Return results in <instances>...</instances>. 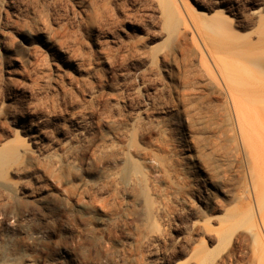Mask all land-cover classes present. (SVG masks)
Instances as JSON below:
<instances>
[{"label": "rangeland", "instance_id": "374dc122", "mask_svg": "<svg viewBox=\"0 0 264 264\" xmlns=\"http://www.w3.org/2000/svg\"><path fill=\"white\" fill-rule=\"evenodd\" d=\"M263 77L264 0H0V264H264Z\"/></svg>", "mask_w": 264, "mask_h": 264}, {"label": "bare ground", "instance_id": "6f19581e", "mask_svg": "<svg viewBox=\"0 0 264 264\" xmlns=\"http://www.w3.org/2000/svg\"><path fill=\"white\" fill-rule=\"evenodd\" d=\"M167 6H168V5L165 6L166 10L170 11V10H169V7H167ZM168 14H170V13H168ZM170 15H171V14H170ZM170 15H168V16H170ZM170 17H171V16H170ZM217 20H218V19H217ZM217 20H216V21H217ZM213 21H214V22H213ZM213 21H212V19H211V20L208 19V20H206V22L204 21V22H205L204 25L206 26V27L204 26V28H206V29L208 28V31L211 30V31H213L215 34H218V35H219L221 32H222V34H224V32H225V34H227L226 31H224V32L221 31V29L223 30V28L221 27V26H222L221 24H220V26H219V25H216V24H219L220 21H218V23L215 22V20H213ZM220 27H221V29H219ZM211 31H209V32H211ZM225 34H224V35H221V34H220V35H221V37L224 36V38H225V37L227 38V37H228V34H227V35H225ZM220 35H219V36H220ZM229 35H230V34H229ZM233 36H234V35H233ZM215 37H216V36H214V38H215ZM229 37H230V38H229ZM229 37H228V39H231V38H232V36H229ZM226 38H225V39H226ZM233 38H234V37H233ZM233 38H232V39H233ZM216 39H217V38H216ZM218 40H219V39H218ZM220 40H221V39H220ZM203 42H204V41H203ZM224 45H225V43H224ZM231 45H232V44H231ZM237 45H238V44H237ZM229 46H230V45H229ZM221 47H222V46H221ZM221 47H218V48H221ZM222 48H223V47H222ZM238 49H239V48H238ZM240 49L242 50L243 48H240ZM244 49H245V48H244ZM244 49L240 52V56H241L242 52L245 53V51H246L247 48L245 49V51H244ZM215 50L217 51L216 48H215ZM222 51H223V49H222ZM232 51H233V50H231V52H232ZM236 51H237V49H236ZM238 51H240V50H238ZM238 51H237V52H238ZM217 52H218V51H217ZM225 52H226V50H225ZM244 53H243V54H244ZM210 54H211V56L213 57V55H212L213 52H212V51L210 52ZM230 54H231V53H230ZM233 54H235V50H234V53H233ZM238 54H239V53H238ZM245 54H246V53H245ZM235 55H236V54H235ZM235 55H234V56H235ZM234 56H233V57H234ZM236 56H239V55H236ZM229 57H230V56H229ZM237 58H239V57H237ZM241 58H242V57H241ZM213 59H214V57H213ZM220 59H221V58H220ZM232 59H233V58H232ZM257 60H258V59H257ZM222 62H223V61H222ZM258 62H259V61H258ZM255 63H256V62L254 61V64H255ZM260 63H261V62H260ZM259 68H261V67L259 66ZM261 70H262V69H261ZM240 71H241V70H240ZM238 74H239V73H238ZM251 77H252V76H251ZM254 78H255V77H254ZM263 78H264V77H263ZM263 78H262V79H263ZM260 79H261V78H260ZM260 79H259V81H260ZM256 81H257V80H256ZM235 82H237V81H235ZM254 82H255V81H254ZM5 158H6V153H5V152L0 153V165L3 163V160H4ZM263 220H264V219H263ZM241 224H242V223H241ZM239 225H240V224H239ZM240 226H241V225H240ZM260 236H261V235H260ZM263 236H264V235H263ZM255 237H256V236H255ZM260 238L262 239V237H260ZM254 242H255V241H254ZM255 243H256V242H255ZM261 244H262V240H261ZM261 244H260V246H262V248H264L263 244H262V245H261ZM255 246H256V244H255ZM256 247H257V246H256ZM262 248H261V249H262ZM262 253H263V252H262ZM262 260H263V259H262ZM262 263H263V262H262Z\"/></svg>", "mask_w": 264, "mask_h": 264}]
</instances>
